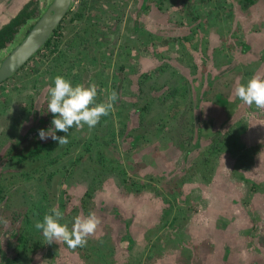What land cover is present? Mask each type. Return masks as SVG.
I'll list each match as a JSON object with an SVG mask.
<instances>
[{
  "label": "flooded vegetation",
  "instance_id": "obj_1",
  "mask_svg": "<svg viewBox=\"0 0 264 264\" xmlns=\"http://www.w3.org/2000/svg\"><path fill=\"white\" fill-rule=\"evenodd\" d=\"M104 1L106 0H97L94 3V15H88L93 9V5L90 3L93 0H76L75 5L59 24L60 30L64 28V31H66L70 23L72 29L66 36L67 42L59 50L61 55L58 54V49L54 51L53 47L48 48L49 60L53 61L55 60L54 57L59 55L66 61L60 64L58 68L55 64L53 68L52 65H49V68L45 67L44 80L41 78L32 80V85L26 90L25 101L21 104L22 109L20 113H16L14 116V120L17 121L22 118L18 140L13 144L6 142L0 148V183L2 176L3 180L9 182L16 180L15 176H21L22 173H25V170L30 169L37 153H40L47 146L46 149L52 148L57 142L53 141L51 137L41 140L38 134L41 129L49 131L53 127L51 121L54 117L47 108L49 99L47 87L52 84L55 76H65V78L72 81L73 85L79 83L86 85L94 82L98 86L101 83L103 90L108 91L105 85L109 84L110 81L107 77H101L100 68H105L106 65L110 71H121L122 65L120 63H127L128 70L132 71H129L128 81L137 86L136 93L139 95L137 102L132 103L135 104V110H133L131 116L133 119H139L140 124L127 130L122 129L125 134L123 150L128 153L144 134H148L146 127L141 123L143 115L149 111L150 105L156 103L159 106V104L161 105L168 100L173 101L177 96V93L169 92H164L162 95H153L150 91L151 94L147 98L144 97L146 90L152 88V81L160 80L165 75V71H169L167 68L170 67L171 70L166 74H171L173 77L178 74L179 77L182 76L184 79L186 98L181 96L182 93H180V96L178 95L181 102L180 109L172 112L164 110L162 114L160 113L158 123L161 125L165 119H169V124L162 128L158 126L153 129L150 128L156 142L145 143L144 146L149 147L145 150L141 148L142 155L152 157L153 162L156 163L154 174L152 171L148 180L129 177H125L123 180L126 186L125 189L128 192L138 194V196L143 192H152L153 195L149 197L152 201L151 204L149 203L150 206L154 201L153 199L161 200V206L156 212V216L159 215L156 225L151 224L150 228H144L146 229L145 232L148 233L159 232L157 240L149 239L147 238L148 235L146 236L147 256L134 258L135 261H130L127 258L129 261L127 264H264V213L261 212L264 208H259L260 198L264 199V109H257L255 105L248 106L234 94V86L238 79L231 78L229 80V77L234 69L243 62L240 61V58H236L234 64L232 60L230 66L221 65L219 71H215L210 67L211 53L209 52L211 50L204 47L203 51L205 53L203 54L206 56L204 58L206 66L203 67L202 76L199 78L197 72L199 65L195 63L186 66L191 67V72L186 68L188 71L186 76L179 71H176L177 73L174 71V63L166 62L167 65H165L163 61L158 64L156 61L153 66V73L148 72L143 67L145 65L141 64L144 56L139 54H147L148 51L157 52V48L154 50L152 47H161L159 42L167 37L163 32V20H168V17H170L168 9L176 7L177 1L170 0L169 6L166 7L163 4H167L168 0H153L152 9L146 14L147 28L140 24L138 27L137 20L142 10H146L145 5L148 0H139L141 9L136 10L133 17H131L133 23L130 28L128 23L119 24L112 19V16H108L104 12V8L100 5ZM37 4V0H32L28 4V9L24 14L27 15L21 22L24 23L34 17ZM111 5H105V8L108 9ZM139 6H136V8ZM164 6L166 8H163ZM76 14L77 17H75ZM110 19L113 20L111 24L108 23ZM66 21L67 25L65 26L64 22ZM140 21L144 25L142 18ZM133 27L136 31H133ZM19 28L20 25L15 27L16 30ZM98 28L99 30H97ZM101 28L104 32L101 31ZM121 28H123L122 31ZM78 29L80 33L77 32ZM55 33H57V30ZM97 35L100 38H97ZM105 35L107 36L106 41L104 40ZM78 36H81V38L77 43L76 38ZM57 37L58 33L54 38ZM185 37L188 38V36H181L173 40L176 45L171 49L177 52L179 49L183 50L179 51L178 54L172 53V55L175 54L174 57L178 55V59H182L185 54H189L188 52L191 51L187 50L185 46V42L189 41V38L187 41H183ZM180 41H182V44H179ZM262 41V47L257 48L259 55H261L262 50L264 52V39ZM128 43L134 45L130 46ZM101 44L103 46L98 47ZM109 44L110 49L106 50ZM248 47L249 44L247 43L240 46L244 51H247ZM75 49H78V51H74ZM97 51L111 53L109 55V60L113 58V60H110L111 64H99L94 56ZM221 55L222 62L225 63L228 54ZM71 56L73 61L70 59ZM139 58L141 61H139ZM254 60L255 65L253 64V66H258L252 73L256 71L263 73L264 64L259 61V58H254ZM129 61L132 63L129 64ZM133 61H138L140 65L136 66ZM88 73L91 77L89 82L86 83L82 77ZM124 73L127 75V72ZM131 75L132 78H130ZM109 76L115 81L113 74H109ZM262 77L264 76L262 75ZM11 78L4 82L7 83ZM100 78H105V80L101 81ZM240 79L239 82L241 83L247 82V80ZM163 88L168 90L167 86ZM112 89L113 87L110 91ZM113 90L118 93V99H120L118 87L115 86ZM24 91L25 89H23ZM99 91L98 88V93ZM108 93L103 91L102 96L106 97ZM97 100H99L98 95ZM148 101H153V103L149 104ZM232 108H236L235 113H231ZM249 117L251 121L248 120ZM79 132L80 129L71 128L68 133V136H72L70 140H73L75 136L77 137ZM56 135L64 136L65 133L57 131ZM152 143L154 144L152 145ZM162 144L170 149L169 152L166 151L160 154V151H165ZM223 156L227 161L221 159ZM30 160L32 163H29L24 170L15 169L16 165ZM179 161L181 163L180 166L178 165L177 172L170 175L165 167L168 166L169 168V164L174 167ZM217 161L220 168H216L214 171ZM114 162L120 168L124 167L118 160ZM168 173L169 176L162 177ZM150 183L162 185L163 188L166 185L171 190H167L165 194L162 188L158 191L156 189V192L148 191V187L151 186ZM94 192H89L88 189L84 191L81 196V204L84 205L86 200L91 199ZM1 193L3 192L0 191V195ZM31 200H35V198L32 197ZM127 202H130L129 198ZM5 203L6 198L0 196L1 220L5 213L1 212V209L5 211ZM251 206L253 210L247 213V208ZM123 208L128 209L129 207ZM121 211H123L122 208L114 207L113 204L102 207L103 214L111 216V219L113 218L117 222L119 234H123L122 237L127 243L126 250H129L140 244L142 233H135L138 235L131 233L129 220L132 219L127 217V221L122 220ZM154 211H156L155 207ZM11 213L10 215H13L14 218V220H11L12 224L6 222L0 233V263L28 264L30 259L34 260L35 255L33 254L35 251L42 250L45 244L41 246L40 242L35 239V223L32 224V222L27 221V215L31 213L30 204L27 203L26 212H22L25 215L24 217L21 216V218L15 220L14 212ZM166 219H171L170 223L172 221L173 223L176 222V227L166 229ZM139 229L143 230L141 227ZM33 239L36 241H33ZM102 239L103 235L98 234L97 239L91 240L92 242H89V239L86 246L74 249L76 257L72 258L74 261L70 259L68 264H97L94 258L97 257L98 259V256L104 254L100 251L101 248L98 247V242ZM147 244L149 247H147ZM65 246L67 247L66 244ZM105 251L110 253L108 254L110 260L104 262L118 264L113 258L116 251L112 245L107 246Z\"/></svg>",
  "mask_w": 264,
  "mask_h": 264
},
{
  "label": "rangeland",
  "instance_id": "obj_2",
  "mask_svg": "<svg viewBox=\"0 0 264 264\" xmlns=\"http://www.w3.org/2000/svg\"><path fill=\"white\" fill-rule=\"evenodd\" d=\"M31 1L32 0H0V28L8 24L17 15L19 10L31 3ZM96 1L97 0H93V2H90L93 5V9L88 15H94V3ZM106 1L101 2L102 4H100L101 7L104 8V12H106L108 16H112V19L116 20L119 24H122L123 22L128 23V27L130 28L133 23L131 17H133L136 10L141 9L139 6L140 1ZM169 1L170 0H168L167 4L164 3L163 5L166 7L169 6ZM176 1L177 6L173 9H168V12L170 13L168 20H163V32L167 37L159 42V46H161L160 48L155 45V47H152L154 50L157 48L158 53L155 51H148L146 52L147 54H139L144 56V60L141 61L140 56L139 61H141V64L145 65L143 66L145 70L153 73L152 70L156 61L157 64L163 61L165 62V65H167L166 62L174 63V71H179L186 76L189 70L191 72V67L189 68L186 66L190 63H195L199 65L197 68L199 78L202 76L204 70L203 67L206 66L204 60L206 56L203 54L205 53L203 49L204 47H208L211 50V52H209L211 53L210 67L215 71H219L221 65L225 67L230 66L232 60L234 64L236 58H240V61L243 62L234 69L229 80H231V78H237L238 80L242 78L243 80L248 81L256 74L264 76V71L263 73L261 71L252 73L258 66H253L255 62L254 58H259V61L264 64L263 50L261 55H259L257 51L258 47H262L261 43L264 39V0ZM152 2L153 0H148L145 5L146 10H142L139 14L137 20L138 27L140 24L144 28H147L146 14L152 9ZM105 5L111 6L106 9L107 7L105 8ZM136 6L139 7L136 8ZM165 6L163 8H166ZM34 14V17L37 16V10H35ZM141 18L146 27L141 23ZM112 19L108 20L109 24L112 23ZM154 24H156V22H154ZM64 25H67V21L64 22ZM71 27L72 25L70 23V26L66 31H64V28L59 30L60 37L58 36L56 39L54 38L57 41L58 54H60L59 50L62 49L67 42L66 36L72 29ZM122 29L123 28H121V31ZM97 30H99V28ZM101 31H103V28H101ZM77 32L80 33L79 29ZM181 36H188L189 41L185 42V46L187 50L191 51L188 52L189 54H185L182 59H178V55L175 57L174 55L183 50L178 48L179 51L177 52L171 48L176 45L173 40ZM98 37L99 36L97 35V38ZM105 37L104 40L106 41L107 36L105 35ZM80 38L81 36L76 38L77 43ZM246 43L249 44V47L247 51H244L240 46L241 44L246 45ZM128 45L132 46L134 44L128 43ZM101 46L103 45L101 44L98 47ZM109 49L110 44L106 50ZM163 50L164 52H162ZM74 51H78V49H75ZM172 53L175 54L172 55ZM224 53L228 54L225 63L222 62L223 59L221 55ZM110 54L97 51L94 56L97 58L96 61L103 65V63L107 64L111 62L110 60H113V58L109 60ZM89 55L91 56V54ZM72 56L70 59L73 61ZM172 57L174 58L171 59ZM49 58L50 53L48 49L41 50L40 53L27 62L23 66L24 68L20 69L11 80L0 87V130H3L2 132L0 131V148L6 142H8V144H13L18 140L22 118L17 121L14 120V116L16 113H20L22 109L21 104L25 101V96L27 94L26 90L32 85L31 81L34 79L39 80L40 78L44 80V74L46 73L45 67L52 65L53 68L55 64L56 68H58L60 64L65 63L64 58L59 55H57L53 61L49 60ZM248 60H250V62L247 63ZM130 63L132 62L129 61V64ZM134 63H136V66L140 65L138 61H133V64ZM120 65H122L121 71H110L106 65L105 68H100L101 77H107L110 82L105 85V88H108V91L103 90L101 83L98 85L100 91L98 93L99 100L97 101L103 102L106 100L107 96H102L103 91L110 92L111 87H113V89L115 86L118 87L120 99L115 101L114 111L107 116L101 117L100 122L94 128L89 129L88 126L85 125L80 129L77 137L75 136L76 139L73 138V140H70L72 136L69 135V142L66 145L59 146L57 141L52 148L46 149L47 146L40 153H37L34 157L35 160H33V164L30 165V169L25 170V173H22L21 176H15L16 180L9 182L3 180V176L1 175L2 181L0 183V191L3 193H1L0 196L6 198V203L4 205L5 211L1 209V212L5 213L2 220L0 219V233L6 222L12 224L11 220H14V218L13 215H10L12 214L11 212H14L16 216L15 220L21 218V216H25L22 212H26L27 203L31 206V213L27 215V221L30 223L32 222V224L37 220L42 221L43 216L47 214L52 207L58 208L63 215L61 223H67L69 228H71L74 218L77 215L86 216L90 212H95L101 219V224L96 233L93 236H90L88 240L90 239L89 242H92L91 240L97 239L98 234L100 236L103 235V239L98 242V247L101 248L100 251L104 254L103 256H98V259L97 257L94 258V261H96L97 264H107L104 261L110 260L108 259V254L110 253L105 251L107 246L110 245H112L116 251V255L115 257L113 256V258L118 264H127V262H129L128 259L132 261L134 258H140V256L144 255L147 256L148 251L145 247V242H147L146 236L148 235L147 238L149 239L157 240L159 231L156 233H148L145 231L150 228L151 224L156 225L157 218L159 217V215L156 216V212L161 206V200L153 199L154 201L150 206L152 201L149 197L153 195L152 192H143L140 196L128 192L125 189L126 186L124 185L123 180L125 177L148 180L149 174L152 171L154 174V165L156 163L153 162L152 157L142 155L143 152L141 151V148L145 150L146 148H149L144 146L145 143L156 142V138L153 136L154 134L150 132V128L153 129L155 126L162 128L169 124V119H165L164 123H161V125L158 123L160 113L162 114L164 110L172 112L173 110L180 109L179 106H181V102L178 98L180 93H177V96L173 101L168 100L161 105L159 104V106H157L156 103L152 104L153 101H148L152 106L150 105L149 111L143 115V121L141 123V125L146 127L148 134H144L130 152H124L125 134L123 133V130L140 125L139 119H133L131 116V113L135 110V104L132 103L137 102L139 95L136 93L137 86L128 81V76L132 71L130 69L128 70L129 67L127 63L123 64L122 62ZM124 72H127V75ZM166 73H169V71L165 72V75L162 76L160 80L152 81V88L150 87L146 90V94H144L145 98L151 93L153 95H162L167 91V88H163L166 86L168 88L180 87L179 83L183 81L179 79L178 74L173 77L171 74L168 75ZM109 74L114 75L115 81L112 80L113 78L110 77ZM90 77L91 76L88 73L82 78H84V81L87 83L89 82ZM105 78L100 79L102 81L105 80ZM130 78H132V75ZM189 85L191 86V84ZM23 89H25L24 92ZM235 110L236 108H232L230 111L231 113H235ZM249 116L251 117V114ZM250 117L248 118L249 121H251ZM150 138L151 140H149ZM153 144L154 143H152V145ZM163 146L165 151H160V154H163V152L166 151L169 152L170 150L165 147V145ZM221 159L227 161L224 156L221 157ZM116 160H118L124 167L120 168L117 166L114 162ZM29 163H32V161L30 160L29 162L16 165L15 169L24 170ZM180 163L181 161H179V163L177 162L174 167L169 164V168L167 166L165 169H168L166 171L170 172V175H173L175 174L174 172H177ZM217 163L218 161L214 166V171L216 168H220ZM166 175L169 176V173L164 174L162 177H166ZM160 183L162 182L160 181ZM150 184L152 187H148V191L156 192V189L158 191L162 188L165 194L167 190L170 189L166 185H164L163 188L161 187L162 185L154 183ZM87 189L89 192H95L92 198L86 200L85 204L82 205L81 196ZM32 197L35 198V200H31ZM128 198L130 199V202H127ZM260 200L261 204H259V208L261 209V207L264 208V199L260 198ZM110 204H113L114 207L118 206L122 208V220H126L127 217L132 219L129 220L131 233H142V235H140L142 240L137 247L133 246L131 249L126 250L127 243L124 241V237H122L123 234H119L117 222L114 221L113 218L111 219V216L103 214L102 207L109 206ZM127 206L129 207L128 209L123 208ZM154 207L156 208V211H154ZM252 210L251 206L250 208H247L246 212L249 213ZM263 210L264 209H262L261 212L264 213ZM124 214H126V216H124ZM171 219L165 220L166 229H172L173 226L176 227L177 223H173V221L170 223ZM133 220L136 221V223H134ZM140 227L143 228V230H140ZM34 232L36 233L35 239L40 242L41 246L45 244V247L42 250L35 251L33 254L35 255L34 260L30 259L28 264H68L70 259L76 257L74 249H68V247L65 246V243L53 242L52 244H48L40 230L37 231L36 229ZM36 240L33 239V241ZM147 247H149L148 244ZM72 260L74 261V259Z\"/></svg>",
  "mask_w": 264,
  "mask_h": 264
},
{
  "label": "clouds",
  "instance_id": "obj_3",
  "mask_svg": "<svg viewBox=\"0 0 264 264\" xmlns=\"http://www.w3.org/2000/svg\"><path fill=\"white\" fill-rule=\"evenodd\" d=\"M47 92L49 95L47 108L54 117L51 121L53 127L49 131L41 129L38 134L41 140L51 137L53 141H58L59 146L69 142L68 133L71 128L82 129L85 125L89 129L94 128L101 117L114 111V103L118 99V93L111 90L106 100L98 102L96 83L73 85L70 79L62 75L54 77L52 84L47 87ZM234 94L244 104L264 109V77L256 74L246 83L237 80ZM57 131L65 135L57 136ZM62 219L63 215L58 208L52 207L43 216L42 221L37 220L34 226L42 232L48 244L63 242L68 248L76 249L86 246L88 238L96 233L101 224V219L95 212H90L86 216L77 215L71 229L67 223H61Z\"/></svg>",
  "mask_w": 264,
  "mask_h": 264
},
{
  "label": "water",
  "instance_id": "obj_4",
  "mask_svg": "<svg viewBox=\"0 0 264 264\" xmlns=\"http://www.w3.org/2000/svg\"><path fill=\"white\" fill-rule=\"evenodd\" d=\"M37 16L0 50V84L14 76L52 37L76 0H37Z\"/></svg>",
  "mask_w": 264,
  "mask_h": 264
},
{
  "label": "trees",
  "instance_id": "obj_5",
  "mask_svg": "<svg viewBox=\"0 0 264 264\" xmlns=\"http://www.w3.org/2000/svg\"><path fill=\"white\" fill-rule=\"evenodd\" d=\"M28 5H26L21 11H20V13L14 18V19H12L8 24H6L4 27H2L1 29H0V50L1 49H3V48H5L6 47V45H8V44H10L11 42H13V40H14V38H15V36L20 32V30L23 28V27H25V26H27V24H29V21L27 22H21L22 20H23V18L27 15H24L25 14V12L27 11V9H28V7H27ZM78 15L76 14V16L75 17H77ZM79 17H80V15H79ZM17 25H20V28L19 29H15V27L17 26ZM56 30H57V33H58V36H60L59 35V30H60V25L56 28ZM56 30L54 31V33H53V35H52V37L45 43V45L43 46V48L41 49V50H43V49H48V48H51V47H53V50L54 51H56L57 49H58V47H57V41L54 39V37H55V35L57 36V33H55L56 32ZM135 30V27H133V31ZM136 31V30H135ZM187 41L188 40V38H184V40L183 41ZM179 44H182V41H180L179 42ZM40 50V51H41ZM40 51L38 52V53H40ZM43 54V53H42ZM60 55H61V53H60ZM54 58H56V56L54 57ZM30 61V60H29ZM28 61V62H29ZM64 61H66L65 59H64ZM194 68V67H193ZM167 70H171V68L170 67H168L167 68ZM166 72V71H165ZM179 79L181 80V81H183V84H182V82H180L179 83V85H180V87H178V88H168V90L166 91V92H169V93H182L181 94V96H183V97H185L186 98V91L184 92V88H185V85L186 84H184V79L182 78V77H179ZM6 82V81H5ZM5 82H2V84H0V87L5 83ZM168 93V94H169ZM167 94V95H168ZM32 152V151H31Z\"/></svg>",
  "mask_w": 264,
  "mask_h": 264
},
{
  "label": "crops",
  "instance_id": "obj_6",
  "mask_svg": "<svg viewBox=\"0 0 264 264\" xmlns=\"http://www.w3.org/2000/svg\"><path fill=\"white\" fill-rule=\"evenodd\" d=\"M186 38V37H185Z\"/></svg>",
  "mask_w": 264,
  "mask_h": 264
}]
</instances>
